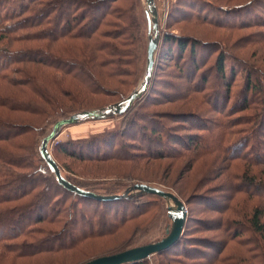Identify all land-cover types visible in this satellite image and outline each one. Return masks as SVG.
<instances>
[{"label":"rangeland","instance_id":"374dc122","mask_svg":"<svg viewBox=\"0 0 264 264\" xmlns=\"http://www.w3.org/2000/svg\"><path fill=\"white\" fill-rule=\"evenodd\" d=\"M136 1L137 8L131 12L129 9L134 4L136 6ZM250 1L174 0L167 9L168 14L171 13L170 18L158 9L160 38L152 80L142 98L136 100L128 110L130 114L125 119L119 115L66 126L49 143L48 150L62 175L82 185L85 191L102 196L117 191L118 195L135 183L143 182L182 197L180 199L185 204L187 216L181 242L173 245V249L169 248L171 251L164 256L156 254L150 257L149 264L162 261L164 264H264V240L250 229L249 223L255 209L264 212V127L258 118L264 108V24L262 27L245 28L243 25L237 29L225 28L233 23L227 18L235 13L236 8L246 6ZM255 2L260 3L256 13L264 19V0ZM113 7L119 20L114 17H109V20L115 24L129 25L131 23L126 18L137 17L135 21L140 26L137 61L135 65L122 67L110 55L99 54L97 63L93 60L91 64L92 68L95 66V71L91 72L103 84L95 87L93 92L83 89L77 79L62 71L39 63H10V69L14 71L7 75L10 81L0 80V120L16 126L14 129L17 130L12 129L8 137L13 132H19V135L6 142L0 141V153H4L0 160L5 162L10 157L21 165L24 162L32 164L29 170H13L22 174L37 173L39 177L41 173L38 169L47 167L39 157L38 149L41 140L51 131L54 118L53 123L76 113L108 107L125 99L139 86L146 67V5L144 0H118ZM160 7L162 12L166 6L161 2ZM127 9L129 11L125 14ZM85 12L91 16L95 14L93 10ZM254 15H249L247 21L250 22ZM211 18H220L224 27L207 22ZM42 29H28L12 35L34 34ZM83 30L86 31V27L81 28L82 34ZM111 30H115V27L100 28L94 40L96 46L103 40L102 34ZM75 31L80 33L78 27ZM166 34L200 41L195 62L201 72H194L190 47L186 48L184 54H179L177 45L164 43ZM214 43L220 44L225 56L239 59L254 73L250 77L257 91L248 98L258 97L261 102L252 101L248 111H238L243 104L246 84L243 66L226 58V77L222 79L218 76L213 68L218 54L215 48L218 45L213 46ZM0 46L8 47L13 56L18 57L17 61L22 58L21 52L24 53V50L49 51L53 57L42 55L44 61L61 64L63 70L69 72L73 69L71 74L86 82L91 80L83 69L69 65V61L77 56L81 60L94 56V45L85 39L61 40L55 44L48 39L34 41L32 38L29 42L20 39L9 46L6 42ZM120 68L123 72H117ZM108 75L112 79H108ZM205 79L208 82L206 87L203 85ZM24 107H30L31 111ZM134 119L135 125L128 128V123ZM1 130L2 133L6 132L2 127ZM96 140L97 143L93 145ZM67 142L73 143L72 146L67 147ZM99 142L103 145L99 146ZM60 145L63 153L56 150ZM193 149L195 152L200 150L195 155ZM73 152L86 156L79 157ZM96 154L104 156L101 159L86 158ZM126 156L130 158L125 160ZM2 165L5 164L0 162ZM242 179L257 185L248 188L241 183ZM124 185L125 189L122 188ZM47 191L56 197L57 203H53L52 210L48 205L44 216L51 218L63 206L66 215L78 211L89 221L76 215L73 225L62 228L63 221H60V225L41 222L38 223L39 228L55 230L57 233L54 235L61 240L66 236H69V240L77 238L87 229L89 235L96 234L88 233L90 230L99 229L95 232L107 236L80 241L77 248L71 251L19 259L2 254L4 250L0 246V255L6 256V260H0V264H84L132 247L165 240L174 230L175 217L167 212V202L155 196H133L132 199L137 202L129 206L122 203L98 207L82 201L81 197L54 192L51 187ZM17 193L13 191V194ZM7 194H11V190L1 192L0 196ZM27 202L15 204L22 206ZM39 202L43 203V200ZM146 202L157 203L148 214L130 220L126 227L111 234L121 225L123 218L139 214L142 203ZM61 218L66 220L69 217ZM26 219H32V216ZM261 222L264 224V217ZM225 260H230V263H225Z\"/></svg>","mask_w":264,"mask_h":264},{"label":"trees","instance_id":"16d2710c","mask_svg":"<svg viewBox=\"0 0 264 264\" xmlns=\"http://www.w3.org/2000/svg\"><path fill=\"white\" fill-rule=\"evenodd\" d=\"M116 1L118 0H50L47 2H45V0H0V44L6 42L7 46H9L10 43H13V41L15 40L22 39L23 41L29 42L32 38H34V41L35 40L39 41L40 39H48L49 42L55 43V44L60 42L61 40L75 41L79 39H85L87 40V42L92 43L94 45V50H95L94 56H89L88 58L83 59L86 61L81 60L78 56L76 58L71 59L69 61L71 63L67 61L69 65L74 66L75 68L77 67L80 70L83 69V71L87 73V75L89 76L88 78L91 80L86 82L85 80L80 79L77 75H72L71 72L73 71V69L71 72H69V70H63L64 66H62L61 64L53 65V64L47 63V61H44L43 60L44 57H42V55L53 57V53H50L49 51L35 49L36 50V51L34 50L35 52H31V50H28V51L24 50L25 51L24 53L21 52L22 58L19 61H17L18 57L13 56L12 54L13 52H11L8 47L0 46V63H1L0 64V80L2 82L10 81L7 75L11 72L14 73V71L10 69L11 62L13 63H17V62L39 63V65L46 66L49 69H56L58 71L64 72L66 75L72 77L73 79H77L83 89H87L88 91L93 92V89H95V87L97 86L100 87L103 84L96 78V74L94 73L95 75L94 76L91 72V71H95V66H93L92 68L91 64L93 60L95 63H97L96 59L98 58L99 54H100L99 56L103 55V53L110 55L111 57H113L112 60L116 61L117 64L122 67L133 65V64L135 65L137 61V53H138L137 46L139 43L138 36H139L140 26H138L139 23H136L137 21H135L137 19L136 16H135V19L134 18L130 19L129 17L128 19L126 18V20L131 23L129 25L127 23L126 25H121L122 23L115 24L114 22L109 20V17H114L115 19H117L115 16L116 8L113 7V3ZM251 1L249 2L250 4L246 6H240L236 8V10L234 11L235 12L234 14L231 13L232 15H234V17L230 19L229 17L232 16L230 15L227 19H229L233 23L225 28L237 29L243 25L245 26V28L256 27V26L258 27L259 25L262 27V24H264V19L260 18L258 14L256 13L257 8L260 6V3H256L255 0H251ZM135 3H136V6L134 4L129 9L131 10V12L135 11V9L137 8V1ZM98 9L100 13L98 12ZM87 10L95 11L94 16H91V14L89 13L87 15V13L85 12ZM129 10L128 9L125 10V14ZM209 12L218 13V11H215V12L209 11ZM221 13L223 15H229L225 12H221ZM96 15H99V16L96 17ZM249 15H254L250 22L247 21V17ZM170 17H171V13L168 14V18ZM106 19L108 20L106 21ZM202 19L205 20L204 18ZM207 22L212 23L215 26L224 27V24L221 22L220 18H211V20ZM102 26L115 27V30L105 31L102 34L103 40L98 42L99 45L96 46V43L94 40L96 39V35L99 33L100 28ZM77 27L79 31L81 30V28L84 29L86 27V31L83 30L84 32L83 34L81 33V31L80 33H78V31H75V28ZM41 28L45 30L42 29L40 30L39 33L36 32L34 34L32 33L20 34V36H15V37H13L12 35L19 31L23 33L24 31H28V29L32 31L35 29L39 30ZM41 34H43L42 38L40 37ZM163 41L164 43L167 42L170 44L172 43L174 45H177L178 53L181 55L185 53L187 47H190L191 64L194 67L193 68L194 72H196L197 74L201 72L198 69V65H196V62H195V58L197 56V48L200 44L199 40L197 39L188 40L187 38H184V37L174 36L173 34H166L163 37ZM115 43H118V44H115ZM213 46H216L215 48L217 49L216 51L218 53L213 62V68L216 70L218 76H221L222 79L226 77L227 70L225 69V62L227 61L228 58H229L228 61L233 60L237 62V64L239 63L243 66V71L245 72V76H246V81H245L246 84H245V90H244V95H243V98H244L243 104H241L240 108H238V111L239 112L248 111L250 109V105L253 102L255 101L261 102L258 100V97L256 99L253 98V96L248 98L252 92L257 91V88L255 89V86H254L255 82L250 77L251 73L253 72L246 65L242 64V62L239 59L225 56V53L221 50L220 44L214 43ZM109 64L111 63L109 62ZM99 65H103V64H99ZM69 69L71 70V68ZM119 71H121V68L117 72ZM230 73L233 74L232 71H230ZM114 76H115V73L113 77ZM107 77L108 79L110 78L112 79L111 75H108ZM207 83L208 82L205 79V82L203 83V85H205L206 87ZM226 86L227 88L229 87V82L226 83ZM228 92L226 93L227 97L229 96ZM17 107H22V105H17ZM24 108H27L31 111L30 107H24ZM129 114L130 112L127 111L120 117L121 119H125V117ZM258 118H260V124L262 125V127H264V108L261 110V113L258 114ZM55 120L56 119L54 118V120L51 121L52 125L54 124L53 122ZM132 124L135 125V119L131 120V122L128 123L129 125L128 128L133 126ZM0 127L6 130V132L4 133H2L3 130L0 131V141L6 142L9 140V138L11 137L13 138L14 135L16 136L19 135V132H13L11 136L8 137L12 129L14 131L17 130V129H14L16 126H14L11 122L0 120ZM117 136H120V135H117ZM96 143H97V140L94 141L92 144L95 145ZM72 144L73 143L71 142L65 143L67 147L72 146ZM98 145L101 146L103 145V143L99 142ZM56 150L57 152L58 151H61L62 153L64 152L62 145L57 146ZM199 150L197 149V152H195V149H193L192 153L197 154ZM203 150H205L204 146H203ZM187 151H191V150H187ZM72 154L79 155V157L86 156L81 153H75V152H73ZM148 155L150 156V154ZM0 156H4V153H0ZM103 156L104 155L96 154V155H89L86 158L88 159L100 158L101 159L103 158ZM157 157H162V156H157ZM128 158L130 157L126 156V158L124 159L128 160ZM132 158H134V156H132ZM0 162L5 164V165L0 166V193L3 191L11 190V194L0 196V243H4L5 241H8L7 244L0 245L1 248L4 250L2 254L12 255L13 259L29 258V257L41 255V254H50V253L56 254L62 251H71L73 249H76L80 241L87 240V239H93V238L97 239L103 236H107L106 234H101V232L99 231L95 232L99 229H96L95 231L90 230L88 233H96V234L89 235L87 234V230H88L87 229L86 231H82L79 236L77 235L76 236L77 238L69 240V236H66L64 240H61V239L56 238V236L54 235L55 233H57L55 232V230H47L44 228H39L38 223H41V222L49 223V224L54 223V224L60 225V221H63V224H61V227L63 228L67 225L75 224L76 215H79L81 218H87V217L83 216V213L82 214L78 213V211H75L74 213H70L66 215L65 210L63 209V206H60L57 214L52 215L51 218L44 216L43 212L47 210V207L50 206L52 210L53 203H57V201L55 200L56 197L53 195H50L51 192L47 191L49 190L50 187L52 188V190H54V192L60 191L64 194H68L69 192L64 190L62 187H60L56 183L55 179L52 177L47 167L43 169H38V172L41 173L39 174V177H38L37 173L30 172V173L22 174L20 172H17L16 170H13V168L29 170L30 169L29 166L30 165L32 166L30 162H29L30 164H27L24 162L25 164L23 163L21 165L19 163L13 162L10 159V157L6 158L5 162L3 160H0ZM47 175H48V178H47ZM66 179L71 184L82 189V185L80 186L79 183L74 182L70 177L66 176ZM242 181L243 182L241 183L245 184L248 188L256 187L257 185V184L255 185L251 183L249 180L247 181L245 180L246 182H244V180L242 179ZM135 184H146V183L137 182ZM122 188L125 189L126 188L125 185ZM13 191H18V193L13 194ZM116 193L117 191H111L109 193L104 194L103 196L116 195ZM69 194L79 198V196H76L72 193H69ZM177 196L179 195L177 194ZM132 198L133 197H130L127 200H119V201H114V202H99V201H96L93 199H87V198H81V199L82 201L88 204L98 205V207L102 205L109 207L112 205L122 204V203L126 204L127 206L133 205L137 201H134L136 199H132ZM180 198L182 197L179 196V199ZM39 200H43V203L39 202ZM22 201H28V202L22 206L21 205L18 206L15 204V203L22 202ZM59 203L60 202L58 201V204ZM154 203H157V202L142 203L143 208L141 211H139L140 213L137 214L138 213L137 212L136 213L137 215L135 217L130 215L131 217L123 218L121 221L122 222L121 225L116 227L111 232V234L126 227L127 224L130 222V220L132 221L135 218L140 217L141 215L148 214L151 211V209L154 208ZM71 209L73 210V208ZM27 216H28V219L30 216H32V219L27 220L26 219ZM61 217H69L70 219L68 218L66 220H62ZM263 217H264V212L258 209H255L252 213V217L250 218L249 223H250V229L254 233L258 234L264 240V224H262L261 222V219ZM228 229L229 227H227V230ZM182 236H183V231H182V235L180 239L174 246L179 245V243L181 242ZM74 240H78V241L74 242ZM158 242H155V243H158ZM132 244H133V240H132ZM149 244H153V243H149ZM149 244L141 245L138 247L146 246ZM174 246H172L171 249H173ZM28 248H30V250H28ZM132 248H136V247H132ZM171 249H168L157 255L159 257L164 256L165 254L170 252ZM0 256L2 258V259L0 258V260H3V259L6 260L5 259L6 256L4 255H0ZM228 261L225 260L224 262L230 263ZM126 264H149V262H148V259H145V260H141L138 262L126 263ZM158 264H164V262L162 261V263H158Z\"/></svg>","mask_w":264,"mask_h":264},{"label":"water","instance_id":"95a60500","mask_svg":"<svg viewBox=\"0 0 264 264\" xmlns=\"http://www.w3.org/2000/svg\"><path fill=\"white\" fill-rule=\"evenodd\" d=\"M144 2L146 5L145 17L147 21L148 43L146 48L145 74L139 86L129 96L118 103L98 110L76 113L66 119H61L55 122L49 134L41 140L38 152L50 173L53 175L56 183L67 192L75 194L81 198L93 199L101 202H114L125 200L133 196L148 195L165 200L168 204L167 212L175 217L174 230L168 238L158 243L132 248L110 256L99 257L84 264H126L149 259L153 255L168 250L177 243L182 235L186 221L187 210L185 204L173 193L164 191L154 186L146 184H134L128 187L122 194L109 196L98 195L74 186L62 175L61 170L48 150L49 143L54 138H56L62 128L76 125L80 122H83L84 120L101 121L122 115L131 108L136 100L142 98V96L147 91V88L152 80L155 54L158 48L160 34L158 23L159 18L155 1L144 0Z\"/></svg>","mask_w":264,"mask_h":264},{"label":"built area","instance_id":"2783aa9c","mask_svg":"<svg viewBox=\"0 0 264 264\" xmlns=\"http://www.w3.org/2000/svg\"><path fill=\"white\" fill-rule=\"evenodd\" d=\"M155 1V5H156V8H157V10L159 9L160 10V13H163V14H165L166 13V15L168 14V5H169V3H170V5H171V3L174 1V0H154ZM163 3V4H165V8H163L164 10L161 12V7H160V3ZM159 10L157 11V12H159ZM160 13L158 14V17H159V15H160Z\"/></svg>","mask_w":264,"mask_h":264}]
</instances>
